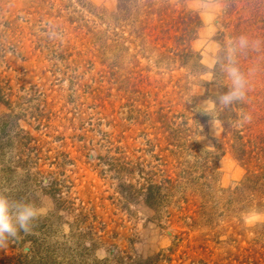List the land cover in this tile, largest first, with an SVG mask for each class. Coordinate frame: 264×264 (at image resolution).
Here are the masks:
<instances>
[{"label": "rangeland", "instance_id": "rangeland-1", "mask_svg": "<svg viewBox=\"0 0 264 264\" xmlns=\"http://www.w3.org/2000/svg\"><path fill=\"white\" fill-rule=\"evenodd\" d=\"M0 193V264H264V0H0Z\"/></svg>", "mask_w": 264, "mask_h": 264}, {"label": "clouds", "instance_id": "clouds-1", "mask_svg": "<svg viewBox=\"0 0 264 264\" xmlns=\"http://www.w3.org/2000/svg\"><path fill=\"white\" fill-rule=\"evenodd\" d=\"M259 42H252L247 37L241 36L233 41L226 53L225 63L221 65L227 80L230 82L228 91L218 96V103L224 107L231 106L236 102H242L246 95L247 80L244 73L241 72L237 55L249 49L256 47ZM216 101H205L203 104L204 113H212L216 108ZM250 114L242 116L239 122L243 127L246 123H251ZM212 127L216 134H219L220 122L213 120ZM48 209L44 206H37L35 203L17 201L9 196L0 193V249L7 248L11 242L21 239V233L28 235L32 233L34 222L47 214ZM259 214L249 212L245 214V223L253 222ZM99 259H104L106 252L99 249L96 253Z\"/></svg>", "mask_w": 264, "mask_h": 264}]
</instances>
